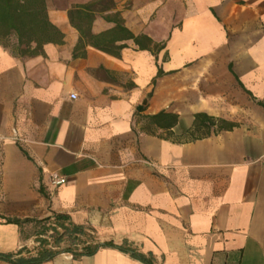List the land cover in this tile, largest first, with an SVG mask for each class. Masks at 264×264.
<instances>
[{
    "label": "crops",
    "instance_id": "1",
    "mask_svg": "<svg viewBox=\"0 0 264 264\" xmlns=\"http://www.w3.org/2000/svg\"><path fill=\"white\" fill-rule=\"evenodd\" d=\"M92 1H48L62 45H0V264L36 257L54 215L150 264H264V0H113L146 47L118 56L75 49L68 11Z\"/></svg>",
    "mask_w": 264,
    "mask_h": 264
},
{
    "label": "trees",
    "instance_id": "2",
    "mask_svg": "<svg viewBox=\"0 0 264 264\" xmlns=\"http://www.w3.org/2000/svg\"><path fill=\"white\" fill-rule=\"evenodd\" d=\"M48 1L0 0V45L19 56L42 54L43 47L47 44L62 45L64 34L48 17ZM97 15H103V19L107 23L114 25L113 28L99 34H93L92 25ZM68 20L79 34L76 50L89 45L103 53L118 56L120 50L126 47L125 45H116V42L122 40H132L141 49L146 48L139 38L134 37L124 27L123 20L115 11L113 0H95L73 6L68 11ZM144 40L150 43L148 39L144 38ZM162 116L163 114H160L157 118ZM200 117L202 115L195 116L194 125ZM175 119L173 117V122ZM40 224H42V230L39 231L38 235L44 236V239H39L43 249L38 252L36 257L25 260L24 264H40L50 260L60 251L72 252L77 258L93 256L98 250L109 247L129 253L143 264H150L142 255L135 253L130 248L116 247L112 243H96L94 235L86 231L84 227L70 223L65 215H54L52 220L48 218ZM47 235L48 237H46ZM65 244L67 247L61 250V246Z\"/></svg>",
    "mask_w": 264,
    "mask_h": 264
},
{
    "label": "built area",
    "instance_id": "3",
    "mask_svg": "<svg viewBox=\"0 0 264 264\" xmlns=\"http://www.w3.org/2000/svg\"><path fill=\"white\" fill-rule=\"evenodd\" d=\"M76 96L75 95H72V98L74 99ZM50 182L53 186L55 187H59V186H62L66 183V180L62 177H58L57 175H52L50 177Z\"/></svg>",
    "mask_w": 264,
    "mask_h": 264
},
{
    "label": "rangeland",
    "instance_id": "4",
    "mask_svg": "<svg viewBox=\"0 0 264 264\" xmlns=\"http://www.w3.org/2000/svg\"><path fill=\"white\" fill-rule=\"evenodd\" d=\"M10 45H11V43H10ZM67 247V244H65V245H63V246H61V250H64L65 248Z\"/></svg>",
    "mask_w": 264,
    "mask_h": 264
}]
</instances>
